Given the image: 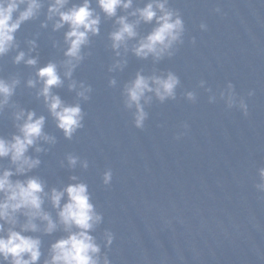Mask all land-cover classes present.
I'll return each mask as SVG.
<instances>
[{"label":"water","instance_id":"1","mask_svg":"<svg viewBox=\"0 0 264 264\" xmlns=\"http://www.w3.org/2000/svg\"><path fill=\"white\" fill-rule=\"evenodd\" d=\"M170 6L185 24L183 43L174 55L153 63L121 50L127 63L111 72L109 67L120 57L108 46L112 21L102 17L100 34L91 38L83 50L85 59L73 73L92 92L81 102L84 127L72 140L55 127L36 89L25 86L35 78V69L14 65L15 52L0 58V77L20 79L12 102L45 116L44 131L56 139L54 144L40 142L46 152L29 149L40 160L29 175L39 176L46 191L70 183L73 175L88 185L103 215L91 234L111 264H264V198L254 187L257 169L264 167V0H170ZM217 7L220 13L213 11ZM43 19L42 10L16 33L19 50L27 52L25 41L35 39L37 47L30 55L37 58V67L64 58L65 29L53 32L50 24L41 28ZM201 22L207 24L206 31L199 29ZM150 27L141 25L139 31ZM169 70L180 78L176 99H153L145 109L144 127H133L131 113L123 107L124 83L137 71L151 75ZM110 78L116 87L108 86ZM200 80L210 93L198 87ZM229 82L247 104V116L238 106L227 108L220 98ZM53 91L67 103L75 99L67 81ZM186 91L195 92V102L184 98ZM209 95L215 102H208ZM12 111L6 107L0 112V135L15 131ZM68 154L86 159L89 167L82 169L78 163L69 168ZM0 164L8 166L7 159ZM106 169L112 171L108 186L101 180ZM45 208L55 218V211L47 204ZM105 230L114 234L108 248L103 244ZM62 235L41 236L39 264L49 244Z\"/></svg>","mask_w":264,"mask_h":264},{"label":"clouds","instance_id":"2","mask_svg":"<svg viewBox=\"0 0 264 264\" xmlns=\"http://www.w3.org/2000/svg\"><path fill=\"white\" fill-rule=\"evenodd\" d=\"M42 10L41 28L50 24L53 32L65 29L64 58L58 63L49 61L37 67V58L30 55L37 47L35 39L25 41L27 52L19 50L16 33L22 24L37 20ZM213 11L220 13L221 10L217 7ZM102 17L112 21V30L107 34L108 46L115 57H120L114 59L109 72L122 70L127 63L122 51L125 55L130 51L140 60L151 58L157 63L171 58L177 46L183 43L185 24L180 12L170 6V0H0V58L15 52L11 58L14 65L24 64L35 69V78L27 79L25 86L36 89V98L42 100L55 127L66 140H72L84 127L81 102L90 99L92 87L73 79V73L85 59L83 50L90 45L91 38L100 34ZM141 25L151 27L141 34ZM198 27L201 31L207 30L204 22ZM131 41L134 43L129 47ZM191 42L195 43V39ZM65 81L68 91L75 93L72 103L65 102L53 91ZM107 83L114 88L117 81L110 78ZM205 84L200 80L198 87L210 93L211 89ZM19 85L16 75L0 77V112L6 107L13 109L11 118L15 129L10 136L0 135V161H8V166L0 164V264H39L41 236L57 231L63 235L49 244L42 264H111L91 234L103 222V215L96 210L88 185L73 175L69 177L70 183L46 191L45 182L39 176L29 175L40 165L36 156L29 155V149L35 153L46 152L40 142L54 144L56 139L44 131L45 116L12 102ZM179 86L180 78L171 70L151 75L137 71L121 89L123 107L131 113L133 127H144L148 118L145 109L153 99L159 103L175 100ZM253 94L252 90L247 93L248 96ZM183 95L189 102L196 100L193 91ZM219 95L227 108L238 106L244 116L248 115L247 104L243 98L236 97L231 82ZM215 99L214 95L208 96L209 103ZM182 127L187 129L188 125ZM176 138L179 139V135ZM65 159L69 168H75L78 163L82 169L89 167L86 159L76 155L68 154ZM257 174L259 182L254 187L264 198V167L258 168ZM101 180L105 186L110 184L111 169L102 173ZM45 204L55 211V218ZM102 238L104 248H108L114 234L105 230Z\"/></svg>","mask_w":264,"mask_h":264}]
</instances>
